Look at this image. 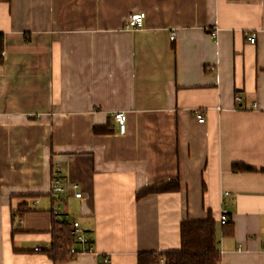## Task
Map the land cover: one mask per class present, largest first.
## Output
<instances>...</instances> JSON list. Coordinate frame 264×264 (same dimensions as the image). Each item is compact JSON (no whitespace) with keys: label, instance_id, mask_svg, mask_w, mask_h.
Wrapping results in <instances>:
<instances>
[{"label":"crops","instance_id":"crops-1","mask_svg":"<svg viewBox=\"0 0 264 264\" xmlns=\"http://www.w3.org/2000/svg\"><path fill=\"white\" fill-rule=\"evenodd\" d=\"M138 11L145 25L125 29ZM0 33V264H54L55 160L82 192L63 217L98 252L66 264H138L208 215L221 264H264V0H0Z\"/></svg>","mask_w":264,"mask_h":264},{"label":"trees","instance_id":"trees-1","mask_svg":"<svg viewBox=\"0 0 264 264\" xmlns=\"http://www.w3.org/2000/svg\"><path fill=\"white\" fill-rule=\"evenodd\" d=\"M3 44L4 34L0 33V64L4 61V56L2 55ZM95 132L107 133L111 132V130L107 127L96 128ZM233 170L235 172L256 171L255 168L241 163L234 164ZM180 189L181 185L177 181L163 182L142 189L138 192L137 199L139 200L150 194L176 192ZM26 204L24 202L20 207H24ZM19 208L18 212H25V209ZM223 226L224 234L232 231L229 222ZM71 230L72 222L67 220L60 221L54 216L51 248L46 250V254L54 264H66L78 256L71 252V248L77 244L76 238L73 236ZM161 261H164L165 264H221L222 256L218 240L217 221L212 215H208L203 220H188L182 222L180 249L160 253L144 252L138 256V264H160Z\"/></svg>","mask_w":264,"mask_h":264},{"label":"built area","instance_id":"built-area-1","mask_svg":"<svg viewBox=\"0 0 264 264\" xmlns=\"http://www.w3.org/2000/svg\"><path fill=\"white\" fill-rule=\"evenodd\" d=\"M147 17V13L145 11L134 12L129 15L128 19L125 23V29L128 30H138L145 25V19ZM216 35V33H215ZM171 39H175V32L171 35ZM247 40L250 43H256L257 35L255 33L249 34L247 36ZM4 55V52L2 53ZM207 71H212V67L207 68ZM242 97L240 94L235 96V101L237 103L241 102ZM253 108H257L258 104L255 102L252 106ZM205 111L203 109H195L193 114L198 119L199 122H205ZM114 120L116 127L119 133L124 134L127 131V114L124 111H117L114 114ZM74 193L77 198L82 197V192L80 191V184L77 182H71L68 179V175L63 168V164L60 161L55 160L53 162L52 167V176H51V190L50 196L52 199V213L54 216L59 218L60 221H64L65 214V206L67 204V195L69 193ZM224 195H229L230 193H223ZM229 222L228 211L226 209L222 210L220 223L222 225L227 224ZM73 236L76 238L77 244L76 246L71 248V252L76 255H98V252L93 243L92 237L89 232L83 227L80 221L72 222V230ZM264 245V237L262 239ZM41 247H36L35 250H41ZM242 250V247L239 248ZM104 262L110 261V255L105 254L103 257ZM160 264H165L164 261H161Z\"/></svg>","mask_w":264,"mask_h":264}]
</instances>
